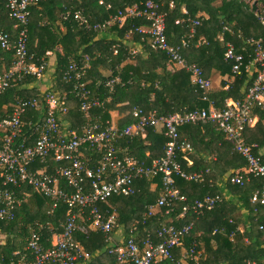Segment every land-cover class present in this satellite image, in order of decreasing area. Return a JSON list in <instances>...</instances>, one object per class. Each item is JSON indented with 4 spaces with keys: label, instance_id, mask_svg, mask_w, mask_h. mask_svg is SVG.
<instances>
[{
    "label": "trees",
    "instance_id": "1",
    "mask_svg": "<svg viewBox=\"0 0 264 264\" xmlns=\"http://www.w3.org/2000/svg\"><path fill=\"white\" fill-rule=\"evenodd\" d=\"M171 1L174 2L173 6H170ZM107 2L112 3L111 10L100 5L98 0H38L30 7L28 51L33 59L29 62L40 64L44 60L49 63L48 53L54 52L56 86L41 91L37 87V82L41 79L34 76H26L17 81L6 93L0 95V121L10 116L13 105L19 100L43 101L45 92L71 97L70 100L68 99V113L64 117L72 123V129H76L79 134L83 133L89 123L99 124L101 128L109 127L110 112L119 103L118 96L132 89L136 91L133 105L140 106L147 112L156 111L159 116L183 112L185 108L193 110L209 107V103L203 99L204 91L192 83L191 74L184 69L176 68L166 53L154 50L149 34H140L136 31L137 28L147 25L144 19L128 18L121 22H113L109 26L105 24L112 15L118 14L119 10L129 6H140L144 0H107ZM161 2L162 12L166 14V34L169 43L179 45L182 40L188 41V47L184 50L188 53L189 61L202 67L207 78L211 79V73L217 70L223 76L234 79L228 90L218 88L217 91H212V87L209 96L215 102L216 108L224 109L227 100L235 95H239L234 97L235 100H242L256 75L254 65L253 74L246 68V66L250 68L254 60V50L245 43V40L251 37H264V29L258 22L252 5L245 0H161ZM6 4L7 0H0V19L5 22L0 26V33H8L14 41L18 32L15 21L9 16ZM183 8L187 10V13L183 11ZM77 12L87 18L92 26L97 23L102 24V29L93 30L85 24L81 25L74 18ZM178 20L180 23L176 24ZM195 20H199L200 25L196 26L195 32L192 33ZM100 33L104 34V37L98 39ZM112 35L116 38L111 39ZM137 42L139 45L135 48L129 45V43ZM227 42H233L237 51L245 56V66L240 75L234 74L232 63L225 60ZM87 56L90 58L88 63ZM1 57L10 61L6 67L7 70L10 69L15 62V52H8L0 46ZM73 62H76L79 67L88 65L86 73L79 82L75 80L65 82L64 75ZM100 64L109 67L113 71V76L104 77L101 73L98 74ZM2 71L5 70H0ZM112 78L119 81L113 89H110L105 86V83ZM90 80H92L91 83H89ZM80 84H83L90 94L88 101L100 102L99 106L91 108L90 119L85 117L81 108ZM128 107L130 106L125 108ZM43 113L44 108L31 109L24 119L25 131H30L32 125L39 123ZM253 114L260 115V120L255 126V129H258L264 121V107L256 106ZM255 129L248 128L243 135L250 145H255L248 140V136H253L250 131L254 134ZM181 130H185V135L190 137L188 142L193 148L191 152L179 153L178 158L184 170L191 172L196 169L199 172L200 169L214 166L220 171V175H225L232 170L230 174L243 173L235 170L246 167V160L233 150V143L225 140L223 133L217 129L216 125L191 124L181 127L180 133ZM202 130L205 135L202 134ZM207 137L214 145L217 146L220 141L224 147L213 149L210 142L205 145L204 140ZM166 143L167 138L163 130L150 128L147 130L146 137L121 138L117 148L121 157H131L149 165L164 156ZM84 150L87 152L86 161L90 165L100 163V152L89 147H85ZM194 151L198 154L199 161L194 166H190L186 159ZM254 151L261 156L264 163V155L260 154L258 146H255ZM147 152H150V155L147 156ZM206 153L209 156L216 154L217 161L207 160ZM220 164L223 167L228 166L221 171ZM35 166V168L47 167L48 173H54L58 164L50 158L46 165L37 163ZM210 176L212 174H207L202 182L175 178L177 188L188 197L189 202L207 195L221 198L220 203L212 210H205L200 214L191 210L184 217L177 219L185 205V203L177 202L173 209L164 207L161 213L148 216L150 207L157 204L164 190L160 176L138 181L136 194L127 197L115 196L101 203L99 207L106 217H116L117 223L113 233L120 226H124L127 233L125 241L129 238L138 241L150 236L158 242L160 239L157 232L162 227L171 223L179 227L194 223L193 231L184 239L183 245L177 247L174 252L175 260L179 264L263 262L264 205L252 203L251 198L264 181L260 178H251L243 186L227 181L225 188L235 198L229 200L219 187L210 184ZM2 188L0 178V190ZM24 191L33 192V189L26 186L18 190L17 194L21 195ZM53 204L52 199L33 192L32 196L17 208L14 219L1 221L0 240L4 244H0V257L4 256L6 260L19 259L21 256H14V253L18 251L31 256V251L27 247L33 232L40 235L41 243L48 246L52 238L61 233L69 213L67 205L60 203L53 208ZM242 208L247 211V220L244 219ZM242 224H245L243 232L239 230ZM78 225L88 227V221L80 220ZM200 230L202 233L198 234ZM75 235L79 244L84 246L91 255L102 251L104 255L112 258V262L119 263L115 255L108 253L106 249L108 243L103 233L89 228L87 234L76 231ZM192 247L201 252L198 262L190 258L183 260L182 254ZM92 258L88 260L92 261ZM86 261L81 259L77 263Z\"/></svg>",
    "mask_w": 264,
    "mask_h": 264
},
{
    "label": "built area",
    "instance_id": "2",
    "mask_svg": "<svg viewBox=\"0 0 264 264\" xmlns=\"http://www.w3.org/2000/svg\"><path fill=\"white\" fill-rule=\"evenodd\" d=\"M252 6L257 5V20L264 29V0H245ZM38 0H7L6 7L9 16L15 21L17 37L13 41L8 33H0V46L4 50L15 52L13 66L0 72V95H3L17 81L26 76L42 79L49 63L42 60L40 64L29 62L28 26L30 7ZM107 10L113 8L107 0H98ZM174 2H170L173 6ZM161 0H144L138 6H129L112 15L106 25L121 22L128 18L144 19L146 26L137 28L140 34H149L152 38V48L166 53L171 63L179 69L191 74L192 83L204 91V100L209 107L202 109L176 112L168 116H159L156 111L147 112L144 108L133 105L132 122L124 128H101L99 124H88L82 134L76 129L63 131L61 118L68 113V99L53 92L43 93V101L38 99L19 100L13 105V110L7 118L0 121V178L3 188L0 190V222L12 220L17 208L29 199L33 192L43 194L54 201L53 208L63 203L68 206L69 213L62 226L60 234L54 236L48 246L41 243V237L33 232L28 249L31 256L19 251L14 256L19 259L6 260L0 257V264H78L82 260L91 258L76 238L75 232L87 234L89 228L105 235L107 243L111 242L112 231L117 223L115 216L106 217L100 209V204L115 196H132L136 194V183L147 178L161 177L164 187L158 198L157 206L162 209H173L177 202L185 203L177 219L184 217L193 210L200 214L205 210H212L220 203L219 196L207 195L189 202L177 188L175 178L179 177L190 182H202L207 171H191L183 169L179 161V153L191 152L192 145L181 137L179 129L186 125L199 124L216 125L224 135L226 141L233 143V150L240 154L247 163L241 174L228 175L231 184L243 186L251 178L264 181V163L261 156L256 154V145H250L243 137L246 129L256 123L253 110L256 106L264 107V37L247 38L245 43L254 50L253 65L256 67L254 81L242 100L227 102L224 109H217L209 92L213 87L212 80L206 77L205 71L196 63L187 60L184 52L188 41L182 40L179 45L169 43L166 34V14L162 12ZM185 13H187L185 11ZM74 18L82 25L93 30L102 29V24L91 25L81 13H75ZM180 20L176 21L179 24ZM200 25L199 20L193 21L192 33ZM246 50V49H244ZM50 53H48L49 55ZM225 60L232 63L233 73L240 75L245 66V56L237 51L233 42L226 43ZM86 62L90 58L86 57ZM88 65L79 67L73 62L64 75V81H80L85 75ZM249 69L248 66H246ZM119 80L109 81L106 86L114 87ZM82 111L87 119L91 118V108L100 105L99 101L90 102L89 92L80 84ZM44 108L43 118L32 125L30 131H25V117L31 109ZM150 128H161L167 138L165 154L151 164H144L131 157H121L117 148L118 141L124 137L145 136ZM96 149L101 153L100 163L90 165L84 159V148ZM52 156V157H51ZM52 158L58 164L54 173L34 171L37 163L45 164ZM31 191L17 192L24 187ZM254 204L264 205V184L258 188L251 198ZM150 207L148 216L154 214ZM87 219L86 225H78L80 220ZM194 229V223L179 227L168 224L157 232L160 241L152 237L136 240L129 238L122 245H110L107 251L117 257L119 264H179L174 252L183 245L184 239ZM201 252L192 247L182 254L183 260L190 258L198 262ZM249 264H264L263 262H249Z\"/></svg>",
    "mask_w": 264,
    "mask_h": 264
},
{
    "label": "crops",
    "instance_id": "3",
    "mask_svg": "<svg viewBox=\"0 0 264 264\" xmlns=\"http://www.w3.org/2000/svg\"><path fill=\"white\" fill-rule=\"evenodd\" d=\"M183 11L187 12V10L185 8H183ZM5 23L4 20L0 19V26ZM104 37V34L100 33L98 35V39H101ZM111 39H115L116 37L115 36H110ZM129 45L132 47V48H135L136 46L139 45V43H129ZM60 51V50H59ZM187 60L189 61L190 59H188V53L187 51L184 52ZM8 59H4L3 57L0 58V70H7L6 67L8 66ZM10 62V61H9ZM49 70H55V67H56V55L54 52H50L49 54ZM135 63V62H134ZM54 67V69H53ZM170 68V67H169ZM177 68V67H176ZM254 68L253 67V63L250 65V70H251V73L253 74V71H254ZM179 69V68H178ZM101 73L104 77H111L113 76V71L109 68V67H106V66H102L100 64L99 66V71H98V74ZM255 73V72H254ZM210 78L212 80V83H213V89L212 91L216 90L218 88H220V90L222 88H224L225 90H228L229 87H230V84L233 82V78H229V76H223L221 73H219V71L217 70H214L211 75H210ZM115 78H112L111 80H108L106 81L105 83V86L107 85V83L109 81H112L114 80ZM92 80L89 81V83H91ZM115 85V84H114ZM56 86V80L54 78H51L49 77V75H46L44 76L40 81H39V84L37 83V87L41 90V91H46L47 89L51 88V87H54ZM107 88H110V89H113L109 86H106ZM215 93V92H214ZM67 96V95H66ZM65 96V97H66ZM239 95H235L234 97H237ZM135 97H136V91L135 89H132V91H127L125 92L124 94H120L118 96L119 98V103L117 105L114 106V109L110 112L111 113V120H108V123H109V126L110 127H113V128H123L125 127L126 125H128L129 123L132 122V107H133V103L135 101ZM234 97L230 98L227 100V102H232L234 101ZM67 99L70 100V96H67L66 97ZM122 98V100H121ZM130 106L128 108H125L126 106ZM122 107V108H121ZM183 111H186V108L185 110ZM256 117V123L254 126L250 127L253 129H255V126L257 125V123L259 122L260 120V115H255ZM61 124H62V128H63V131H67L69 129H72L73 126H72V123L66 119L64 116L61 118ZM158 131H162L161 128L157 129ZM185 130H181V133L182 134V138L184 137V139H187L189 140V136L188 135H185ZM189 133V132H188ZM204 130H202V134H204ZM190 134V133H189ZM250 134H252L253 136H248V140L249 141H252L254 142V144L256 145V147L258 146V149H259V152L260 154L264 155V121L260 124V126L258 127V129H255L254 131V134H253V131L251 132L250 131ZM143 137H146L143 136ZM213 139V137H211ZM209 137H207L205 140H204V144L206 145V143H211V141H209ZM247 140V139H246ZM208 145V144H207ZM211 146H213L212 148L213 149H217V147H224L222 145V142H218V145H214L213 143H211ZM204 147V146H203ZM163 153V151H162ZM161 153V154H162ZM202 153V152H201ZM83 157L84 159L86 160V157H87V152H83ZM146 155H150V152H147ZM206 155H208V158L207 160L209 159H213L211 161H217L216 159L218 158V156L215 154L213 155H210L206 153ZM188 161V164L190 166H194L198 161H199V156L197 153H195V151L192 153V155H190L189 157H187L186 159ZM219 161V159H218ZM221 163V162H219ZM219 166H222L221 167V171L222 170H225L227 168L228 165H223L220 164ZM36 166L33 167V170L34 171H38V172H42V171H47V167H42V168H35ZM196 168V167H195ZM208 169H210V173L209 175L212 174L211 179H210V184L212 186H215V187H219L221 192L223 194H225L226 198H228L229 200H234L235 198L226 190L225 188V184H227V179H228V175H230V172L232 171H229L228 173H226L225 175H220V171L217 170L216 167L214 166H211V167H207L206 169L202 170L200 169L201 171H207ZM196 171V169H195ZM198 171V170H197ZM199 171V172H201ZM209 171V170H208ZM235 171H241V172H244L245 171V167L243 168H238L236 169ZM217 176V177H216ZM239 205H241V203H239ZM242 213L245 215V220L248 219V215H247V211L245 208H242ZM180 215V214H179ZM85 220V219H84ZM83 220V221H84ZM86 221H88L86 219ZM88 224H89V221H88ZM245 229V224L241 225L239 227V230L240 231H244ZM202 233V230H200L198 232V234H201ZM127 237V233H126V229L124 228V226H120L118 229H116V231L113 233L112 232V235H111V242L107 244L106 246V249L108 248V246L110 245H122L123 242H125V239ZM2 243V245L4 244L3 241L0 240V244ZM85 250V247L82 246ZM87 251V250H85ZM88 252V251H87ZM91 255V254H90ZM104 252L102 251H97V252H94L92 255H91V258H92V261H89L87 260L86 262L84 263H78V264H117L116 262H112V258H110L108 255H104ZM99 256H102V257H99ZM99 257V258H97ZM93 261H96L95 263ZM119 264V263H118Z\"/></svg>",
    "mask_w": 264,
    "mask_h": 264
},
{
    "label": "rangeland",
    "instance_id": "4",
    "mask_svg": "<svg viewBox=\"0 0 264 264\" xmlns=\"http://www.w3.org/2000/svg\"><path fill=\"white\" fill-rule=\"evenodd\" d=\"M53 69H54V67H53ZM54 71H55V70H49V67H48V69H47V71H46V74H45L44 76L49 75V77L55 79ZM37 83L39 84V82H37ZM56 94H57V93H56ZM58 95H59V94H58ZM71 107H72V104H71ZM131 116H132V115H131ZM153 212L156 213V214H159V213L162 212V209L158 208L157 206H154V207H153ZM80 225H81V224H80Z\"/></svg>",
    "mask_w": 264,
    "mask_h": 264
},
{
    "label": "water",
    "instance_id": "5",
    "mask_svg": "<svg viewBox=\"0 0 264 264\" xmlns=\"http://www.w3.org/2000/svg\"><path fill=\"white\" fill-rule=\"evenodd\" d=\"M252 8H253L254 11H256V10H257V5L254 4V5L252 6Z\"/></svg>",
    "mask_w": 264,
    "mask_h": 264
}]
</instances>
